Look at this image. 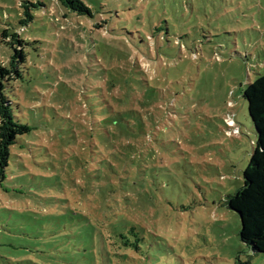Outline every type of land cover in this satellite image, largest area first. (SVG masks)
Masks as SVG:
<instances>
[{
    "label": "rangeland",
    "instance_id": "1",
    "mask_svg": "<svg viewBox=\"0 0 264 264\" xmlns=\"http://www.w3.org/2000/svg\"><path fill=\"white\" fill-rule=\"evenodd\" d=\"M38 1L45 5L29 4ZM84 1L93 18L56 0H0V63L13 53L5 29L31 42L10 95L33 127L21 137L28 143L12 148L8 188L0 189V264H128L108 243L33 237L66 228L58 216L78 212L101 229L116 217L142 225L147 245L130 264H264L227 205L256 142L243 93L264 74V0ZM25 5L35 17L23 25ZM130 65L147 84L133 79ZM101 99L143 113L144 132L131 140L113 124L114 144L105 145ZM130 144L144 149L142 199L95 190L103 155L119 166Z\"/></svg>",
    "mask_w": 264,
    "mask_h": 264
},
{
    "label": "trees",
    "instance_id": "2",
    "mask_svg": "<svg viewBox=\"0 0 264 264\" xmlns=\"http://www.w3.org/2000/svg\"><path fill=\"white\" fill-rule=\"evenodd\" d=\"M56 3L59 7L75 13L77 17L93 18L96 16L94 9L84 0H56ZM29 4L35 7L45 5L40 1ZM25 7L26 19H22L23 25L35 17L33 13L27 11L28 6L25 5ZM101 13L99 12V14ZM105 24L106 20H102L95 25L96 27H103ZM3 39L13 48L8 64L0 63V189L5 190L8 188L7 181L10 180L9 171L14 155L12 148L17 144L21 146L27 144L28 142L22 141L21 137L29 134L33 127L29 122L20 118V104L10 95V87L12 88L13 83L23 76L21 65L27 61L24 46L31 44V42L24 40L19 33L15 32L11 35L8 29L4 30ZM37 42L40 40L33 41V43ZM141 55L144 56V54ZM137 68L130 65L133 79L139 84H147L144 73ZM118 80L126 89L128 96L131 95L134 90H132L130 81H126L123 77L118 78ZM243 95L248 103L249 114L254 124L256 142L251 159L243 172V185L235 193L228 196L227 205L240 216L241 240L248 244L254 253H264V74H260L254 81L250 82ZM95 104L100 107L97 111L103 114L100 134L104 144L105 142L114 144L113 139L116 138L117 132H111L110 125L113 124L130 133L131 140L136 139V136L144 132L142 131L145 125L143 113L135 108L116 110L106 99H101ZM108 113L110 114L108 115ZM139 143L140 141H137L136 144ZM143 150V146L137 148L136 145L130 144V159L124 158L119 166L109 163L103 155L102 164L99 165L98 171L102 172L101 176L104 180L99 182L98 187L94 189L100 190L104 195L115 193L117 189L124 190L142 199L146 183ZM114 178L118 180V185L113 184ZM58 217L59 224L63 225V220L67 223L64 225L66 227L63 228L64 230L62 227L61 229L51 228L37 232L40 234H34L36 229L32 228L33 237L43 239L57 234L58 240L55 243L61 244V241H65L66 238H75L89 243L91 248H94L95 244L98 245V242L102 246L108 243L112 245V255L116 258H122L128 264H130V254L142 255L146 248L143 226L124 217H116L105 226V229L99 228L87 215L80 212L65 213ZM29 232L26 228L19 230V233H26L30 236ZM35 250L43 252L38 246ZM62 262L68 263L64 260Z\"/></svg>",
    "mask_w": 264,
    "mask_h": 264
}]
</instances>
